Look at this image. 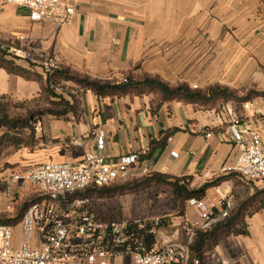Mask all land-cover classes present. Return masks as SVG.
Returning <instances> with one entry per match:
<instances>
[{
  "label": "crops",
  "instance_id": "obj_1",
  "mask_svg": "<svg viewBox=\"0 0 264 264\" xmlns=\"http://www.w3.org/2000/svg\"><path fill=\"white\" fill-rule=\"evenodd\" d=\"M75 8L73 22L58 28L50 22H33L26 10L0 0V31L6 39H27L50 49L60 65L93 80L149 75L191 88L225 85L242 95L250 89L264 90V0H77ZM17 63L30 69L28 63ZM41 94L39 82L0 69V97L25 103ZM80 94L77 115L42 117L36 146L11 147L10 155L0 162L18 169L81 162L86 152L93 151L116 163L122 156L146 150L139 172L145 169L147 174L187 180L191 189L228 176L222 168L238 153L229 132L228 110L234 108L242 115L245 104L240 110L234 103L207 110L179 101L161 104L154 95ZM251 104L253 110L264 112V98ZM240 124L264 129V117L248 111ZM99 131L105 132L102 151L96 142ZM5 175L0 173V214L12 216L15 205L8 210L5 181L9 175ZM21 188L16 191V204L21 203ZM256 189L258 184L251 186L237 176L207 189L200 200L217 207L226 202L235 208ZM198 218L196 208L188 204L184 213L176 210L168 229L158 230L155 248L186 243L187 226ZM242 225V231L225 237L206 254L207 264H264V208H251ZM14 229L18 244L21 223ZM120 262L116 259V264Z\"/></svg>",
  "mask_w": 264,
  "mask_h": 264
},
{
  "label": "built area",
  "instance_id": "obj_2",
  "mask_svg": "<svg viewBox=\"0 0 264 264\" xmlns=\"http://www.w3.org/2000/svg\"><path fill=\"white\" fill-rule=\"evenodd\" d=\"M1 1L26 10L33 22H50L58 28L71 24L76 14L77 0ZM14 54L20 58L27 55L22 47L14 49ZM248 111H253L254 117H264L261 110H253L251 102L245 104L242 115L234 108L228 110L229 132L238 153L231 164L222 168V173H235L248 183L264 184V129L240 124ZM40 128L38 122L36 134ZM203 134L212 136L211 132ZM96 136L97 148L102 151L105 132L99 131ZM146 154L143 150L110 163L107 156L89 151L81 162H47L16 169L5 181L8 210L17 203L19 187L36 186L42 201L33 204L24 215L18 244L14 227L0 224V264H116L120 255H128L129 264H189L190 245L198 232H208L224 221L233 205L221 202L217 207L204 200H189L188 205L196 208L199 218L188 224L186 243L167 244L149 251L134 238L131 222L104 221L91 208V199H70L91 185L113 186L147 175V170H137ZM133 223H144L140 228L161 225L160 219ZM117 248L126 252L116 251Z\"/></svg>",
  "mask_w": 264,
  "mask_h": 264
},
{
  "label": "trees",
  "instance_id": "obj_3",
  "mask_svg": "<svg viewBox=\"0 0 264 264\" xmlns=\"http://www.w3.org/2000/svg\"><path fill=\"white\" fill-rule=\"evenodd\" d=\"M20 44L21 42L18 41V46ZM9 45L5 41H0V69L6 70L9 74L23 77L26 80L39 82L42 86V94L40 96L44 98L48 106L29 110L25 114L12 115L13 103L5 96L0 97V131L4 130V133L0 136V159L4 150L7 148H20L23 146L33 149L37 144L34 124L38 123L42 117L53 116L57 119H63L69 115L78 114V109L81 104L79 96H70V99L62 98L61 102L58 103L54 100V98H59L55 92V86L63 82H73L80 86L83 91H91L100 97L121 98L126 96L154 95L157 98V102L161 104L179 101L198 105L207 110L219 109L228 103H234L237 106V110H240L244 104L252 102L257 98H264V90L250 89L242 95L238 90L225 85H213L205 89H194L186 83L172 85L159 77H151L149 75L136 78L130 74L125 76L121 81L102 82L93 80L86 74L81 75L79 72L65 65L58 66L52 72L47 70L44 74H41L35 71V65L33 64H29L30 69L20 66L16 61L20 57L7 49V46L12 48ZM227 175L195 190L190 188L187 180L177 179L159 173H150L141 178L118 185L107 187L91 185L84 191L74 194L70 199L113 198L119 194L129 193L151 186H164L171 191L173 197L179 203V211L184 213L189 200H200L204 197L207 189L239 176L235 173H229ZM41 201L42 198L40 197H32L24 204L23 202L22 204H15V213L12 216L8 215V213L0 214V224L16 227L22 222L29 208L33 204ZM256 205L264 208V188L256 189L255 194L251 198L238 204L231 211L230 215L212 230L198 232L193 243L190 245L189 264H194L196 260L199 261V264H207L206 254L225 237L236 234L240 230L242 231L243 220L251 208ZM140 224L144 223L131 222L134 238H137L138 242L150 251L157 244V232L162 228V224L158 227L147 224L144 228H140ZM116 251L124 253L126 249L117 248Z\"/></svg>",
  "mask_w": 264,
  "mask_h": 264
},
{
  "label": "rangeland",
  "instance_id": "obj_4",
  "mask_svg": "<svg viewBox=\"0 0 264 264\" xmlns=\"http://www.w3.org/2000/svg\"><path fill=\"white\" fill-rule=\"evenodd\" d=\"M0 41L9 43V46H12V48L9 49V47L7 46V49L13 53L14 49L20 47L25 48L27 55L21 56V58H19V60L17 59L16 61H19L22 64L28 63L35 65L36 71L40 73L44 74V72H46L47 70L49 72H52L58 66H60V64L56 61L53 52L50 49L40 47L37 43H33L27 39H6L1 31ZM18 41L22 42L19 46ZM80 74L84 75L82 73ZM110 82H116V80H111ZM81 91H83V89L75 83L63 82L60 85L55 86V92L57 93V96L59 98H54V100L58 103L61 102L62 98L70 99V96H79L80 98ZM11 102L13 103V107L11 110L12 115L25 114L29 110L48 106V103L41 96L35 98L30 102ZM37 124L38 123L34 124L35 136ZM11 152L12 149L7 148L6 150H4L2 157L10 155ZM16 169L18 168H16L12 164L0 162V173H6L5 176H11ZM255 183L260 186V189L264 188V185L261 182H251L249 184H251V186H254ZM18 196L19 200L21 201L20 204H22V202L24 204L32 197H40V193L36 186L27 185L23 186L20 189V193ZM91 201V208L95 213L99 215L102 220L119 224L135 221L150 222L151 220L160 219L162 228L168 229V226L171 225V220L174 217V213L176 212V210L177 213H180L179 203L175 200L171 191L164 186H151L145 189H139L129 193L119 194L113 198H91ZM117 259L121 261L120 263L123 262L122 264H126L127 262L128 264L130 263V257L128 255H120Z\"/></svg>",
  "mask_w": 264,
  "mask_h": 264
}]
</instances>
